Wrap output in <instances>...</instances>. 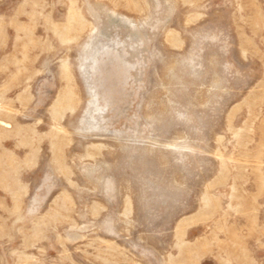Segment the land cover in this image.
Wrapping results in <instances>:
<instances>
[{
	"label": "rangeland",
	"instance_id": "rangeland-1",
	"mask_svg": "<svg viewBox=\"0 0 264 264\" xmlns=\"http://www.w3.org/2000/svg\"><path fill=\"white\" fill-rule=\"evenodd\" d=\"M0 264H264V0H0Z\"/></svg>",
	"mask_w": 264,
	"mask_h": 264
}]
</instances>
